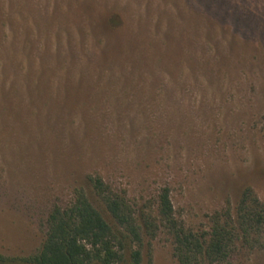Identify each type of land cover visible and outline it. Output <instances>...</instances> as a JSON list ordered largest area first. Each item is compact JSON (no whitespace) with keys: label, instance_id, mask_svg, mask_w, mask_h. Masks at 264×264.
Listing matches in <instances>:
<instances>
[{"label":"rangeland","instance_id":"374dc122","mask_svg":"<svg viewBox=\"0 0 264 264\" xmlns=\"http://www.w3.org/2000/svg\"><path fill=\"white\" fill-rule=\"evenodd\" d=\"M90 175L136 210L168 188L195 233L245 188L264 204V0H0V255H34L80 188L111 222ZM141 264H178L164 229Z\"/></svg>","mask_w":264,"mask_h":264},{"label":"trees","instance_id":"16d2710c","mask_svg":"<svg viewBox=\"0 0 264 264\" xmlns=\"http://www.w3.org/2000/svg\"><path fill=\"white\" fill-rule=\"evenodd\" d=\"M88 182L111 222L84 189H77L67 207L51 210L45 238L34 255H0V264H141L146 240L154 239L161 229L171 237L178 264H230L239 242L249 248L257 244L264 248V239H257L264 232V204L250 187L241 192L234 210L213 213L208 230L195 233L176 219L166 187L156 194L154 208L136 210L124 192L102 177L90 175Z\"/></svg>","mask_w":264,"mask_h":264}]
</instances>
